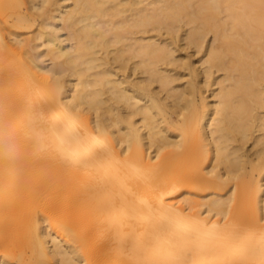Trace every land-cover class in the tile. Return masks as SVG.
I'll return each mask as SVG.
<instances>
[{"label": "bare ground", "instance_id": "bare-ground-1", "mask_svg": "<svg viewBox=\"0 0 264 264\" xmlns=\"http://www.w3.org/2000/svg\"><path fill=\"white\" fill-rule=\"evenodd\" d=\"M27 247L264 264V0H0V264Z\"/></svg>", "mask_w": 264, "mask_h": 264}, {"label": "rangeland", "instance_id": "rangeland-1", "mask_svg": "<svg viewBox=\"0 0 264 264\" xmlns=\"http://www.w3.org/2000/svg\"><path fill=\"white\" fill-rule=\"evenodd\" d=\"M25 10H27V9H25ZM36 11V10H35ZM38 14V13H37ZM36 14V15H37ZM40 14H38L36 17H37V21H36V23L34 24V26H32L31 28H24V29H19V30H22L21 32L23 33L22 34V37H32L33 35H34V33L36 32V30H38V29H40V28H42V26L40 27V24H41V22H42V16H41V18H39L40 16H39ZM39 16V17H38ZM39 20V21H38ZM13 22V20L12 19H10V24ZM40 23V24H39ZM28 32V33H27ZM25 33V34H24ZM33 33V34H32ZM31 36H30V35ZM28 35V36H27ZM211 36V35H210ZM34 41V40H33ZM32 41V43H34ZM182 41V40H181ZM180 41V45H182V44H184V45H182V47L180 46V51L178 52V53H180V54H182V57H184V56H186V57H188L189 56V58H190V60H192L193 62H195V63H197V66H199L200 65V62L198 61V56H199V54L197 53V55H196V52H195V50H194V48H190V47H188V46H185V42L186 41H182L181 42ZM183 48H185V49H183ZM189 49V50H188ZM183 51V52H182ZM185 53H187V54H185ZM188 53H189V55H188ZM192 53H194V54H192ZM194 57H193V56ZM197 56V57H196ZM181 65V67H179L178 68V66H180ZM175 66H177V69H179L181 72H182V74H183V79H181L180 81H177V82H182V83H186L187 81H189V80H191V78L193 79H197V76L195 75V73H192L191 72V74L189 73L190 71H189V68H186L185 66H183L180 62H178V64L177 65H175ZM183 66V67H182ZM194 66V65H193ZM183 69H185V70H183ZM176 70H173L172 72H175ZM178 71V70H177ZM180 71H178V72H180ZM184 71V72H183ZM180 72V73H181ZM218 72V73H217ZM187 74V75H186ZM189 74V75H188ZM218 75V74H222L223 75V71H221V73L219 72V71H216V73H215V75ZM221 75V76H222ZM184 76H185V79H186V76H188L187 77V79L185 80L184 79ZM184 83V84H185ZM206 94H209V90L206 92ZM173 118H174V120H177L176 118H178L175 114H173ZM172 129L174 130L175 129V126H172ZM175 131H178V130H176L175 129ZM251 144V142H249L248 143V147L250 146H252V145H250ZM199 163H197V162H195L193 165H198L199 167H200V165H201V167H203L204 168V171L206 170V166L209 164V162H208V158H206L205 160H201V161H198ZM251 165H249L248 166V170H251V167H250ZM252 172V171H251ZM258 175L259 174H257V172H255V176H257L258 177ZM249 177H251L250 175H248V176H244V178H246V180L243 178V177H241V178H239V179H237V180H231L228 184H227V187H223L224 188V191H223V188H221V189H219V188H217L219 191H221V192H225L226 190H228L229 189V187L233 184V183H235V182H237V183H239V187L241 188V187H243L242 186V184H247L248 182H249V180L251 181V179L249 178ZM256 178V177H255ZM244 180V181H243ZM234 181V182H233ZM241 183V184H240ZM202 187H200V188H195V189H197V191L196 192H198V190L199 189H201ZM208 188V189H207ZM227 188V189H226ZM207 191H206V190ZM211 189V190H210ZM202 190V192H200ZM199 192L201 193V194H205V193H208V192H210V191H212L213 189L211 188V187H203L202 189H201ZM198 192V193H199ZM247 200H248V198L247 197H244L243 195H239L237 198H236V203H235V205H238V207H239V209L240 210H242V211H244V213H245V211H248L249 209H250V206H248L247 205ZM250 213V212H249ZM27 250L26 251H24V253H21L20 254V256L19 257H21L20 259H19V257H18V259H16V258H13L12 259V261H11V263L13 262L14 264H21V261L23 260V258L25 257V255H29V254H31L32 253V250L30 249V247H27L26 248ZM29 249H30V251H29ZM23 256V257H22ZM15 260V261H14ZM17 260V261H16ZM21 260V261H20ZM252 261V262H251ZM250 262V264L251 263H253V264H257V263H259V260L257 261V259L255 260V262H254V260L252 259V260H250L249 261ZM12 263V264H13ZM53 264V263H52ZM55 264V263H54Z\"/></svg>", "mask_w": 264, "mask_h": 264}]
</instances>
